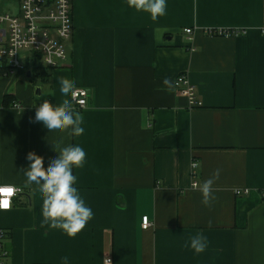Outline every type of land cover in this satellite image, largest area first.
I'll list each match as a JSON object with an SVG mask.
<instances>
[{
	"label": "crops",
	"instance_id": "0c3cea01",
	"mask_svg": "<svg viewBox=\"0 0 264 264\" xmlns=\"http://www.w3.org/2000/svg\"><path fill=\"white\" fill-rule=\"evenodd\" d=\"M70 4L60 65L34 82L25 59L12 75L0 69V185L23 190L0 209L7 263L64 264L67 256L68 264H104L109 256L112 264H264V0H166L155 21L127 0ZM180 73L199 105L175 87ZM61 77L88 91L84 108L61 93ZM6 94L20 108L4 105ZM44 99L54 107L69 99L84 133L33 123ZM61 141L86 153L83 167H72L73 186L93 217L75 237L41 227L43 197L23 172L28 152L47 168ZM217 169L206 207L192 181L202 185ZM197 234L207 238L199 254L190 247Z\"/></svg>",
	"mask_w": 264,
	"mask_h": 264
},
{
	"label": "clouds",
	"instance_id": "9594fccd",
	"mask_svg": "<svg viewBox=\"0 0 264 264\" xmlns=\"http://www.w3.org/2000/svg\"><path fill=\"white\" fill-rule=\"evenodd\" d=\"M127 2L129 7L149 13L153 21L166 14V0H127ZM59 83L60 91L65 97L73 92L74 85L68 78L61 77ZM163 84L169 91L174 87L173 82L167 77L163 80ZM32 122H42L50 132L56 130L68 136H80L85 131L81 127L83 117L79 114L73 115L69 99H64L60 106L55 107L49 100L44 99L35 109ZM61 143L62 141L53 144L59 155L51 160L47 168L44 166L42 156L34 151L28 152L26 159L31 163L23 172L27 178L26 185H37L43 197L41 227L47 225L52 229H61L69 237H75L93 217L91 208L85 206L78 189L73 186L77 178L72 174V167H83L86 153L80 146L61 147ZM191 166L197 168L199 164L193 162ZM219 175L220 170L217 169L202 185L193 184V189L201 192V203L206 207H210L212 200L215 199L212 195L213 184L219 179ZM14 191L15 188L11 185L0 186V195L5 197L0 200V209H10L11 204L7 197L11 196ZM4 201H7L6 205ZM190 247L197 254L204 252L207 248V238L201 234L192 236ZM68 259L67 256L63 257L64 264H68ZM105 264H112V262L107 259Z\"/></svg>",
	"mask_w": 264,
	"mask_h": 264
},
{
	"label": "built area",
	"instance_id": "2783aa9c",
	"mask_svg": "<svg viewBox=\"0 0 264 264\" xmlns=\"http://www.w3.org/2000/svg\"><path fill=\"white\" fill-rule=\"evenodd\" d=\"M5 25V26H2ZM186 34H191L192 29L186 28ZM213 35L241 34L244 30L234 29H208ZM264 32V30H263ZM72 34L71 4L70 0H20V13L0 15V69L5 75H12L18 70H24L23 60L31 61L32 54L38 55L41 63L49 68L57 67L66 58L64 46L61 41L67 40ZM24 53V54H22ZM27 53V54H26ZM175 87L184 95L191 106L199 105L195 100V89L186 74L180 73L174 81ZM88 91L83 88L73 90L72 102L76 109L86 105ZM12 106L20 108L17 102ZM19 106V107H17ZM193 160L191 162V165ZM192 177H195L196 168L191 166ZM193 184H197L195 180ZM6 186V185H0ZM14 193L7 197L12 206L14 198L23 192L20 187H15ZM246 192V191H245ZM237 193H240L237 191ZM0 195V200L4 199ZM151 225L147 216L142 217L144 229ZM8 233L0 228V264H8L9 251L5 247ZM107 256L104 259V264Z\"/></svg>",
	"mask_w": 264,
	"mask_h": 264
},
{
	"label": "trees",
	"instance_id": "16d2710c",
	"mask_svg": "<svg viewBox=\"0 0 264 264\" xmlns=\"http://www.w3.org/2000/svg\"><path fill=\"white\" fill-rule=\"evenodd\" d=\"M30 71H31V74H33L30 79L32 82L35 81V78L36 77H39V78H43V77H46L48 75V68L47 67H44L42 64H41V61L38 57V55L36 54H32V59L30 61ZM2 70V69H1ZM2 71H0L1 73ZM14 101L13 97L11 94H6L3 98V104L4 105H9L10 103H12Z\"/></svg>",
	"mask_w": 264,
	"mask_h": 264
},
{
	"label": "rangeland",
	"instance_id": "374dc122",
	"mask_svg": "<svg viewBox=\"0 0 264 264\" xmlns=\"http://www.w3.org/2000/svg\"><path fill=\"white\" fill-rule=\"evenodd\" d=\"M17 7L18 0H0V15L13 14L17 10ZM2 26L5 25L2 24Z\"/></svg>",
	"mask_w": 264,
	"mask_h": 264
},
{
	"label": "water",
	"instance_id": "95a60500",
	"mask_svg": "<svg viewBox=\"0 0 264 264\" xmlns=\"http://www.w3.org/2000/svg\"><path fill=\"white\" fill-rule=\"evenodd\" d=\"M28 74H29V72H28ZM36 90H37V92H38V91H39V88L37 87Z\"/></svg>",
	"mask_w": 264,
	"mask_h": 264
},
{
	"label": "snow or ice",
	"instance_id": "6c2138e0",
	"mask_svg": "<svg viewBox=\"0 0 264 264\" xmlns=\"http://www.w3.org/2000/svg\"><path fill=\"white\" fill-rule=\"evenodd\" d=\"M3 203L6 205L7 204V201H4Z\"/></svg>",
	"mask_w": 264,
	"mask_h": 264
}]
</instances>
